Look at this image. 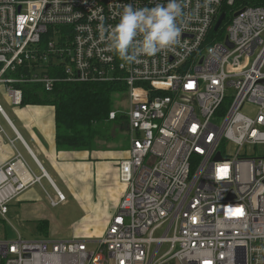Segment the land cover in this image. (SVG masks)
Listing matches in <instances>:
<instances>
[{
	"label": "built area",
	"instance_id": "2783aa9c",
	"mask_svg": "<svg viewBox=\"0 0 264 264\" xmlns=\"http://www.w3.org/2000/svg\"><path fill=\"white\" fill-rule=\"evenodd\" d=\"M167 2L0 0V84L12 105L16 84L51 91L58 67L63 82L119 83L130 138L126 191L102 236L3 240L0 264H264V0H179L178 44L132 63L101 39L126 5ZM40 181L16 152L0 167V218ZM49 202L65 197L55 190Z\"/></svg>",
	"mask_w": 264,
	"mask_h": 264
},
{
	"label": "rangeland",
	"instance_id": "374dc122",
	"mask_svg": "<svg viewBox=\"0 0 264 264\" xmlns=\"http://www.w3.org/2000/svg\"><path fill=\"white\" fill-rule=\"evenodd\" d=\"M0 106L14 127L19 130L14 120L16 107L12 105L4 84H0ZM127 108L128 99L125 91L115 94L111 112H115L116 116H123L126 119ZM245 112L248 113L247 109ZM108 121L112 126L108 130L105 129L103 131L107 133V136H96L93 146L94 150L100 151L105 155L104 164L106 167L117 168L120 162L126 158L130 146V138L127 135L126 123L120 128L119 126L116 127L114 119L111 120L108 117ZM0 129L3 131L0 138L9 147L12 156L15 157L16 152H18L22 159L27 161L18 141L15 140L12 145L9 143V141L14 140L15 136L1 115ZM56 185L66 197V202L56 207H51L49 197L54 199L55 191L46 180H42L41 184H36L32 188L34 203H31V201L19 202L16 199L9 206L5 219L0 218V241L15 240L19 236L24 240H83L94 238L97 234L105 232L107 226H104L103 217L111 206L110 194H108L107 199L104 195L100 198L99 202H97L100 203L97 205V212L90 210L92 218L87 219L85 215H89L87 211L89 203L87 204L84 198L68 194L62 185L60 186L58 183ZM107 193L109 192L107 191ZM103 211L104 214H102ZM115 213L116 211L112 214V217ZM41 221L48 222L46 230L38 228V224ZM164 249L165 247L162 248V250Z\"/></svg>",
	"mask_w": 264,
	"mask_h": 264
},
{
	"label": "crops",
	"instance_id": "0c3cea01",
	"mask_svg": "<svg viewBox=\"0 0 264 264\" xmlns=\"http://www.w3.org/2000/svg\"><path fill=\"white\" fill-rule=\"evenodd\" d=\"M14 111V120L19 130L14 127L6 115L4 119L15 138L16 134L18 136L16 140L24 152L27 168L35 176L41 177V181L46 180L54 191L57 190L63 194L56 185L58 183L64 187L68 194L84 198L87 204L89 203L87 208L89 215H85L87 219L92 218L90 210L97 212V205L100 204L97 202L100 198L104 195L107 199L110 194V209L106 215L104 211L101 212L104 214V226H107L126 191V185L119 179V167H106L104 164L105 155L97 150L88 152L57 149L54 109L52 107L18 106ZM13 159L11 150L0 138V167ZM15 170L23 177L21 166L15 165ZM32 188L33 186L24 191L17 200L34 203ZM100 236L102 234L83 240H94Z\"/></svg>",
	"mask_w": 264,
	"mask_h": 264
},
{
	"label": "trees",
	"instance_id": "16d2710c",
	"mask_svg": "<svg viewBox=\"0 0 264 264\" xmlns=\"http://www.w3.org/2000/svg\"><path fill=\"white\" fill-rule=\"evenodd\" d=\"M52 30L53 28L49 27L48 33L42 37L43 47L54 35ZM22 72L29 74L26 67L22 68L20 73ZM48 75L59 79L49 92H46L41 84L15 85L22 93L21 106H50L54 109L57 149L93 151L94 138L106 137L107 133L103 131L112 126L108 117L113 108V96L126 91V88L114 82H63L60 81L63 76L60 67L49 70ZM114 123L120 128L124 123L127 125L123 116H115ZM47 227V221L38 224L40 230H46Z\"/></svg>",
	"mask_w": 264,
	"mask_h": 264
},
{
	"label": "clouds",
	"instance_id": "9594fccd",
	"mask_svg": "<svg viewBox=\"0 0 264 264\" xmlns=\"http://www.w3.org/2000/svg\"><path fill=\"white\" fill-rule=\"evenodd\" d=\"M183 15L179 0L157 3L151 8L129 4L115 26L101 27V39L107 40L109 49L123 62L132 63L141 56L152 57L177 45Z\"/></svg>",
	"mask_w": 264,
	"mask_h": 264
},
{
	"label": "water",
	"instance_id": "95a60500",
	"mask_svg": "<svg viewBox=\"0 0 264 264\" xmlns=\"http://www.w3.org/2000/svg\"><path fill=\"white\" fill-rule=\"evenodd\" d=\"M224 17H225V16H224V13H222V14L220 15V17H219V19H218V21H217L215 27H214V31H216V30L218 29V27H219L220 23L223 21ZM218 158H219V157L217 156L216 159H218Z\"/></svg>",
	"mask_w": 264,
	"mask_h": 264
}]
</instances>
